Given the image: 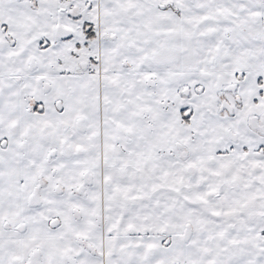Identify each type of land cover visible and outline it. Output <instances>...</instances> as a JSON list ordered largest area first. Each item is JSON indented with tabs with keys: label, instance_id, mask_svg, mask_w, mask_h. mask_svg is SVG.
I'll return each mask as SVG.
<instances>
[{
	"label": "snow or ice",
	"instance_id": "1",
	"mask_svg": "<svg viewBox=\"0 0 264 264\" xmlns=\"http://www.w3.org/2000/svg\"><path fill=\"white\" fill-rule=\"evenodd\" d=\"M0 264H264V0H0Z\"/></svg>",
	"mask_w": 264,
	"mask_h": 264
}]
</instances>
